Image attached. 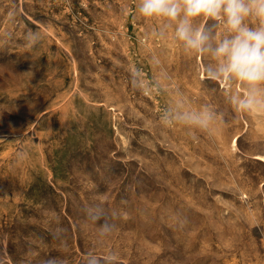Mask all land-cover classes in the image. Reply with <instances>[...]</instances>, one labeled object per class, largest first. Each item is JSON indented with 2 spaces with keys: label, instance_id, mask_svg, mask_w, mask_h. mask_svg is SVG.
Here are the masks:
<instances>
[{
  "label": "rangeland",
  "instance_id": "374dc122",
  "mask_svg": "<svg viewBox=\"0 0 264 264\" xmlns=\"http://www.w3.org/2000/svg\"><path fill=\"white\" fill-rule=\"evenodd\" d=\"M136 3L0 0V264H264V110Z\"/></svg>",
  "mask_w": 264,
  "mask_h": 264
},
{
  "label": "clouds",
  "instance_id": "9594fccd",
  "mask_svg": "<svg viewBox=\"0 0 264 264\" xmlns=\"http://www.w3.org/2000/svg\"><path fill=\"white\" fill-rule=\"evenodd\" d=\"M135 13L142 18L163 20L167 27L174 26V39L185 51L201 59L207 56L211 62L204 67L206 78L245 85L246 93L231 98L238 111L264 110V0H137ZM200 17L217 23L212 28L194 27L193 22ZM218 27L223 28L222 36L213 35V29ZM25 39L32 47L40 37L29 31ZM178 118L206 129L213 113L205 109ZM24 158L25 154L20 153L19 159ZM113 227L106 223L102 231L110 232ZM88 264H100V259L93 258Z\"/></svg>",
  "mask_w": 264,
  "mask_h": 264
},
{
  "label": "bare ground",
  "instance_id": "6f19581e",
  "mask_svg": "<svg viewBox=\"0 0 264 264\" xmlns=\"http://www.w3.org/2000/svg\"><path fill=\"white\" fill-rule=\"evenodd\" d=\"M236 142V141H235ZM235 144V143H234Z\"/></svg>",
  "mask_w": 264,
  "mask_h": 264
}]
</instances>
